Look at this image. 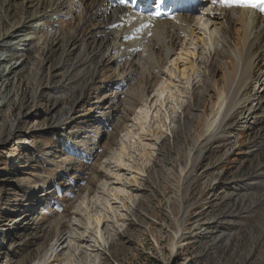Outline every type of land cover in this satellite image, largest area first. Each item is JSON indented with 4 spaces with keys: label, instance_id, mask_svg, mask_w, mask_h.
Returning a JSON list of instances; mask_svg holds the SVG:
<instances>
[{
    "label": "rangeland",
    "instance_id": "374dc122",
    "mask_svg": "<svg viewBox=\"0 0 264 264\" xmlns=\"http://www.w3.org/2000/svg\"><path fill=\"white\" fill-rule=\"evenodd\" d=\"M34 5L33 1L16 5L14 21L33 11ZM238 23L231 39L236 46L242 30ZM7 50L0 48L1 53ZM25 54L33 64L26 62L10 87L0 86V264H33L51 241L74 228L76 248L65 258L64 247L56 256L57 264H264V119L246 124L227 121L223 136L203 143L192 154L189 169L179 173L186 169L196 135L202 141V123L221 85L219 68L215 89L209 88L186 127L172 126V133L154 143L155 154L140 174L133 205L122 223L109 213L105 236L114 235L96 251L88 238L90 228L75 207L84 195L94 200L99 184L108 180L105 167L113 153L117 159L126 131L122 127H130L135 112L127 116L126 124L120 117L103 122L105 133L100 138L79 133L75 124L66 133L61 131L70 108L77 107L82 120L94 111L81 103L88 82L78 80L79 69L71 65L79 53L68 54L63 44L43 54L34 46ZM224 60L225 72L230 71V61ZM15 125L21 133L13 135ZM135 148L130 150L132 161L143 165L136 160ZM36 186L40 192L31 196ZM37 194L49 199L47 205ZM20 203L23 206L16 211Z\"/></svg>",
    "mask_w": 264,
    "mask_h": 264
},
{
    "label": "bare ground",
    "instance_id": "6f19581e",
    "mask_svg": "<svg viewBox=\"0 0 264 264\" xmlns=\"http://www.w3.org/2000/svg\"><path fill=\"white\" fill-rule=\"evenodd\" d=\"M32 1L34 10L26 11L24 17L14 21L11 14L16 5ZM161 6L172 11L170 18L160 19L151 14L155 7ZM262 7L264 4L258 2L256 8L228 9L209 0L199 12L193 13L182 0H3L0 3V48L8 49L6 53L0 52V86L10 87L25 69L26 62L33 64L25 53L34 46L43 54L47 48L55 50L64 44L68 54L75 50L79 53L71 65L74 70L79 69L78 80L88 82L81 103H87L89 112L94 111L90 113L92 117L82 120L84 116L77 114L78 108H70L60 124L61 131L66 133L75 124L79 125L75 127L79 133H92L100 138L105 133L103 122L110 124L118 117L125 122L135 112L130 127L122 124L126 131L120 139L117 159L113 153L105 167L107 179L111 180L99 184L94 200L84 195L75 207L90 228L88 238L93 250L105 247L114 235L113 232L105 236L109 213L112 219L122 223L125 212L133 205L140 174L155 152L154 143L167 132L172 133V126L186 127L185 121H189L194 108L203 102L209 88L215 89L218 68L223 74L221 85L209 107L210 115L202 123V141L196 135L193 140L196 145L187 154L188 163L186 169L179 170L180 175L189 169L196 149L223 136L228 130L227 121L237 119L246 124L250 119L255 122L264 119V92H260L264 89ZM237 21L242 28L237 34L238 46L231 44ZM28 32L35 36L30 37ZM32 42L35 45L31 47ZM224 59L230 61V71L225 72ZM63 64L62 61L59 66L62 68ZM12 132L21 133L16 125L12 126ZM134 146H138L136 160L143 165L132 161L130 150ZM39 192L36 186L30 195ZM112 198L115 201L110 203ZM40 199L44 205L49 202L46 197ZM18 205L16 211L23 206ZM74 229L51 241L48 250L33 264H57L56 256L64 247L65 258H69L78 242Z\"/></svg>",
    "mask_w": 264,
    "mask_h": 264
},
{
    "label": "snow or ice",
    "instance_id": "6c2138e0",
    "mask_svg": "<svg viewBox=\"0 0 264 264\" xmlns=\"http://www.w3.org/2000/svg\"><path fill=\"white\" fill-rule=\"evenodd\" d=\"M163 2V0H161ZM260 4H264V0H211L213 5L219 4L224 8L231 9L233 7L239 8H256ZM261 11H264V7L261 8ZM159 15V13H157Z\"/></svg>",
    "mask_w": 264,
    "mask_h": 264
}]
</instances>
